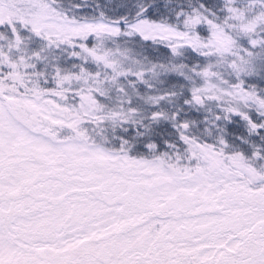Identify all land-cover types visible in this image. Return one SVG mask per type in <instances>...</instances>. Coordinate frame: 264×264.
<instances>
[{"label": "snow or ice", "instance_id": "snow-or-ice-1", "mask_svg": "<svg viewBox=\"0 0 264 264\" xmlns=\"http://www.w3.org/2000/svg\"><path fill=\"white\" fill-rule=\"evenodd\" d=\"M0 264H264V0H0Z\"/></svg>", "mask_w": 264, "mask_h": 264}]
</instances>
